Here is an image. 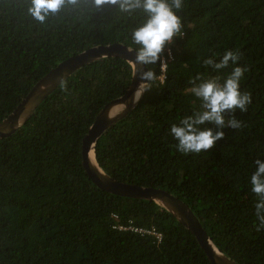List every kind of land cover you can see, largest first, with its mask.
I'll return each instance as SVG.
<instances>
[{"label": "trees", "instance_id": "16d2710c", "mask_svg": "<svg viewBox=\"0 0 264 264\" xmlns=\"http://www.w3.org/2000/svg\"><path fill=\"white\" fill-rule=\"evenodd\" d=\"M29 6L30 0H0V121L69 57L113 43L136 50L132 32L146 18L142 10L121 13L109 2L76 0L41 23ZM176 14L181 34L146 65L153 76L140 102L99 138L95 160L120 182L177 197L228 258L264 264L260 197L250 183L255 162L264 161V0H182ZM227 52L237 57L227 68L205 64ZM236 67L244 108L226 111L222 128L206 125L222 132L211 148L179 151L170 128L199 106L189 89ZM131 77L120 58L87 65L0 139V264H210L171 214L152 201L99 190L82 166L83 138ZM120 226L154 228L162 239Z\"/></svg>", "mask_w": 264, "mask_h": 264}, {"label": "clouds", "instance_id": "9594fccd", "mask_svg": "<svg viewBox=\"0 0 264 264\" xmlns=\"http://www.w3.org/2000/svg\"><path fill=\"white\" fill-rule=\"evenodd\" d=\"M96 7L109 2L115 5L121 13L132 14L142 10L145 14L143 22L132 32V41L137 45V61L145 65L154 64L170 44L174 37L181 34V20L176 14L182 8V0H93ZM76 0H30L28 13L38 22L43 23L50 14L60 11L68 4H75ZM237 57L227 52L219 61L209 58L205 64L214 67L217 72L236 62ZM146 78L153 74L148 72ZM242 70L234 68L230 74L213 77L196 84L189 92L199 102L191 115L180 119L179 123L170 128V135L177 141L179 151L184 153H199L211 148L220 139L222 132H215L206 127L213 124L217 128L225 126L224 113L235 108L243 109L248 101L239 88ZM235 127V121H229ZM256 170L251 176L252 192L260 197L257 205V216L264 222V161L255 162Z\"/></svg>", "mask_w": 264, "mask_h": 264}, {"label": "water", "instance_id": "95a60500", "mask_svg": "<svg viewBox=\"0 0 264 264\" xmlns=\"http://www.w3.org/2000/svg\"><path fill=\"white\" fill-rule=\"evenodd\" d=\"M106 58H120L128 62L132 67V77L125 93L100 110L82 140L81 163L88 179L99 190L109 194L154 202L194 235L210 264H239L215 246L197 216L177 197L165 190L120 182L105 174L95 160L94 148L99 138L136 108L149 83L145 75L148 73L146 65L137 61L136 50L121 43L98 45L60 62L32 87L7 117L0 121V139L13 135L21 128L40 104L74 73Z\"/></svg>", "mask_w": 264, "mask_h": 264}, {"label": "built area", "instance_id": "2783aa9c", "mask_svg": "<svg viewBox=\"0 0 264 264\" xmlns=\"http://www.w3.org/2000/svg\"><path fill=\"white\" fill-rule=\"evenodd\" d=\"M164 70H165V62L162 61V67H161L162 73L164 72ZM162 77H163V75H161L160 78L162 79ZM118 229H120V230L128 229L130 231L139 233L141 235H150V236L154 237L157 242H160L162 239L161 234L159 232H157L154 228L147 230V229L134 228L132 226H130L128 228H124V227L120 226V227H118Z\"/></svg>", "mask_w": 264, "mask_h": 264}, {"label": "bare ground", "instance_id": "6f19581e", "mask_svg": "<svg viewBox=\"0 0 264 264\" xmlns=\"http://www.w3.org/2000/svg\"><path fill=\"white\" fill-rule=\"evenodd\" d=\"M92 159H93V157H92Z\"/></svg>", "mask_w": 264, "mask_h": 264}]
</instances>
